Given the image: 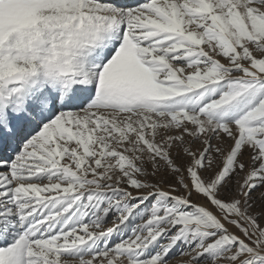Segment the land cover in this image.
Returning <instances> with one entry per match:
<instances>
[{
  "label": "snow or ice",
  "instance_id": "1",
  "mask_svg": "<svg viewBox=\"0 0 264 264\" xmlns=\"http://www.w3.org/2000/svg\"><path fill=\"white\" fill-rule=\"evenodd\" d=\"M0 264H264V0H0Z\"/></svg>",
  "mask_w": 264,
  "mask_h": 264
}]
</instances>
